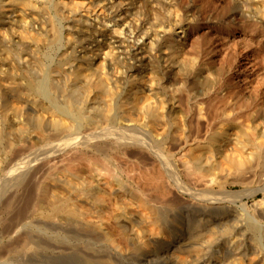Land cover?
Masks as SVG:
<instances>
[{
	"label": "bare ground",
	"instance_id": "1",
	"mask_svg": "<svg viewBox=\"0 0 264 264\" xmlns=\"http://www.w3.org/2000/svg\"><path fill=\"white\" fill-rule=\"evenodd\" d=\"M145 1L0 0V140L7 141L8 136L57 140L49 147L52 154L57 148V156L68 147H84L85 165L91 173L88 186L85 190L76 186L74 201L54 191L49 217L57 220L60 228L78 235H94L97 240L105 237L116 256L126 254L122 240L136 237L138 247L146 250L143 260L147 263L165 258L168 264H261L264 200L245 216L225 205L223 199L203 192L217 183L231 197L264 194V123L256 124L254 118L251 124L242 123L232 108L218 111L213 120L200 110L197 119L205 120L207 129L202 138L192 135L188 128L191 113L179 110V94L198 64L184 47L193 24L178 19L171 0ZM251 1L264 19V0ZM144 4L153 5L150 14L164 15L141 14ZM168 22L180 39L171 38ZM122 32L124 37L117 35ZM203 65L192 82L201 77L206 81L203 90L192 96L193 103L214 91V82L209 81L211 68ZM61 83L70 86L67 89L76 100L60 91ZM144 128L150 136H140ZM7 145L15 147L10 139ZM176 147H189V153L177 158L172 150ZM120 157H129L127 161L135 168L147 157L158 163L137 166L140 172L135 178L143 187L137 198L129 191L135 186L130 179L127 183V167ZM31 162L17 161L11 172H30ZM105 173L112 180H105ZM199 183L205 188L198 187ZM100 184L117 188L111 190L118 200L111 217L128 233L121 240L105 231L110 221L104 210L109 189L100 188ZM230 185L244 189L231 191ZM169 188L187 193L193 201L186 213L171 219L173 225L162 212L166 204L153 201L151 192L147 193L153 191L164 198ZM195 206L201 207V212L192 215L199 209ZM229 227L233 228L231 234L221 239L230 233ZM24 238L15 252L24 256L26 264H34L37 237ZM67 247L57 248L61 261L76 264L75 255L83 250L77 254L78 250ZM100 252L90 248L82 260L85 264H114V253L103 260Z\"/></svg>",
	"mask_w": 264,
	"mask_h": 264
},
{
	"label": "rangeland",
	"instance_id": "2",
	"mask_svg": "<svg viewBox=\"0 0 264 264\" xmlns=\"http://www.w3.org/2000/svg\"><path fill=\"white\" fill-rule=\"evenodd\" d=\"M171 1L174 2V9L176 8L175 10L177 11L176 14H178V19L193 24V30L188 36L186 40L187 43L184 47L188 55L194 58L196 57L198 64L192 73L191 79L185 81L186 84L188 83L186 89H183L179 94V97L181 96L179 100L180 102L182 101L181 103L179 102L180 105L182 104L179 110H181V112L183 111V113L186 112L185 114L191 113V117H188V128L192 132V135H197L199 138H202L207 129V122L205 120L199 121L197 119V113L200 110H204V112L207 113V116L213 120L218 111L220 112L224 110L225 107L229 109L232 108L231 111L235 113L234 115H236V118L238 116V120L240 119L242 123L251 124L253 118L256 121V124L264 123V19H262L260 15L255 0L253 5H251V0ZM228 1L229 3H232L230 9L228 7L230 11L228 9V11L226 10V6L229 5ZM145 2L147 3L148 1L146 0ZM153 4H157L156 1L155 3L153 2ZM144 5L146 6L142 8L143 11L141 10V14L149 15L153 5ZM158 14L159 15H150L159 18H162L164 15L161 16L160 13ZM166 26L171 29L170 36L172 39L181 38L180 34L176 30H173L172 24L170 25L168 22ZM109 27H111V25ZM122 33H118L117 35L124 37L125 34L123 33V35ZM195 49L198 52H196ZM203 64H205L206 67H209V69L211 68L209 81L211 84L214 82V91L210 97H199L200 101L198 100L199 102L193 103L192 96H194L195 93L199 94L197 93L198 90H203L204 82L206 81L201 77V79L198 80L199 82H192L193 79L199 76L200 70L204 66ZM31 75H34L32 70ZM164 83L168 84L169 80L164 81ZM65 85L66 84L61 83L59 85L60 88H58L61 92L63 91L62 93L65 95L68 94L70 98L72 96V99L75 98L76 100L77 96L70 93L72 92L71 90H68L70 89V86ZM147 130L148 128H144V130H141L142 132H138L140 133V136H150V132ZM138 132H136V134ZM144 133L148 135H145ZM8 138L14 143L15 147L12 149L7 145L9 143ZM6 139L7 141L0 140V264H26L23 260L24 256L22 254L19 255L15 251L19 246L20 249L24 244V237L31 235L37 237L36 241L39 243L36 245L37 250L35 252L34 264H64L61 262L69 264V260L67 259V262L66 260L63 261V259L61 261L62 256L57 252V248L62 246H68L67 248L73 249L75 248L78 250L77 254L83 250L84 253L81 252L80 255H75L77 256V258L75 257L76 260L74 262L76 263L77 261L76 264H83V262L84 264L86 263V261H83L82 259L87 256V253H90V248L95 249L96 252L97 250H101L100 253L103 255L102 259L107 260L108 258L106 255L109 256L111 254L108 253L113 254L114 252L110 250L112 249V246H109L106 240L104 241L103 238L105 237H101L102 240L98 237L99 239L97 240V237L94 235H78V233L72 229L60 228L57 220H53L49 217V202L51 203V195L54 191L60 193L63 192L65 196H70V198L73 197L72 200L74 201L76 194L75 190H77V187L84 190L87 188L88 185H86V180L90 178L91 173L89 170L87 171L88 168L85 165L86 160L83 154L86 153L84 152V147H68L72 150L66 148L57 156V148L54 150V154L51 153L53 148H51V151L49 150V147L56 144L57 140L42 139L38 141L36 138L29 139L26 137L21 138L19 136H8ZM178 148L179 147H176L172 150L173 152H176L175 154H177V158L181 157L180 159H183V155L186 156L185 154L189 153V147L184 149ZM132 150L133 151L131 152H136V150ZM128 158L129 157H120L121 162L125 164V168L127 167L125 173L127 183H130L129 181L131 180L135 186L134 189H129V191H131L130 193H132L131 195L133 197L137 198L139 197L138 195H140V189L143 188L138 182V178H135L140 172V169H138L137 166L143 167L147 165L152 167L157 166L158 163L153 161L150 157H147L144 159L145 161H142L143 165L137 164L135 168L127 161ZM27 159L32 160L31 163H33L30 172H24V170H21V172L16 171V173L11 172L12 166L16 164L15 162L26 161ZM130 166L132 168H130ZM84 167H86V169ZM103 177L105 180H112V176L108 173H105ZM200 177L203 178L202 175ZM60 179L63 182L60 181ZM204 179L207 181L209 177L205 176ZM103 185L104 184H100V188L107 189V191L109 189V192L105 193V198H107L105 201L108 204L104 209L105 213H108L104 214L105 218L108 216L107 220L110 221L106 223L105 231L108 232L109 235L114 236L112 237L113 239L117 238L121 240L122 235L124 233L126 234V230L123 227H119L116 219L112 220L111 217L115 213L116 205L114 206V204H117L116 201H118L116 198L117 196H115V193H112L111 190L114 191L117 188L115 186H113L115 189L106 188ZM190 185L195 186L191 183ZM198 187L205 188L200 183ZM229 189L231 191H241L244 187L241 185H230ZM135 190L138 191L136 192ZM222 191L221 185L216 183L211 184L207 189L205 188L203 193H205L204 195L223 199L225 205L240 210L245 216H247L248 213L252 214L255 211L254 209H256L257 204L264 200L263 192H259L253 196L242 195L243 197L238 198V196L231 197L229 194L227 195V193H223ZM250 191L251 190L247 192ZM150 192L151 194L149 195V198H154L153 201H159V203H163V205L166 204V206L160 204V207L162 206V212L167 217L166 222L170 225H173L171 219L178 218L181 214L186 213V209L193 202L190 201L191 198L187 193L178 194L174 189L170 188L164 198L159 197V195L155 192L153 193V191H147V193ZM134 194L138 195L135 196ZM195 207L199 209H196L197 211L192 215L201 212L198 211L201 210V207ZM143 224L144 223L142 222V225ZM227 230L230 233H225L221 239L230 235L232 232L230 230H233V228L229 227ZM128 231H131V228ZM75 234L78 236L74 239L73 236ZM126 235L128 236V233ZM81 237L83 239H81ZM146 237H148V239L150 238V232L147 233ZM122 241L123 245L121 248H127L126 250L124 249L126 254H124L125 256H116L115 253L111 255L113 257V260L111 261L114 264H168L167 259L165 258H155L156 260L154 259V261H150V263L144 261L143 258L146 255V250L138 247V238L134 237L132 241L130 240L127 242L124 240ZM245 242L247 243V241ZM153 252L154 249H152L151 253ZM79 256H81V259ZM261 264H264V261Z\"/></svg>",
	"mask_w": 264,
	"mask_h": 264
}]
</instances>
